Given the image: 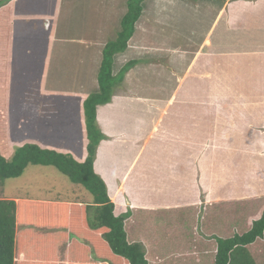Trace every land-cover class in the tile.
<instances>
[{"label": "crops", "instance_id": "crops-1", "mask_svg": "<svg viewBox=\"0 0 264 264\" xmlns=\"http://www.w3.org/2000/svg\"><path fill=\"white\" fill-rule=\"evenodd\" d=\"M66 1L60 0L59 7L61 9H63ZM123 1L68 0V2H72V5H67L64 12L65 19H70L66 23L69 30L65 32H70V23H73L77 14V4L89 3L92 13L93 10L95 11V15L104 13L108 19L101 17V20L103 21L105 19V22L99 21V23L97 21L100 25H91L88 27L89 30L86 33L84 30L81 35L85 36L88 32H91L90 35L92 38L85 36L87 40L85 38L80 39L79 37L65 36L61 30H64L66 26L60 25L59 29L55 31L56 37L53 40L54 45L52 44L51 54L52 56L58 55V71L64 67V74H67V76L73 74L72 77L69 76L63 80L68 82L72 80L89 81V89L82 90L80 88L81 92L79 95H81V99L79 98V102H76L79 107L82 106L84 99L89 94L99 89L98 74L96 76V70L100 66L102 56V51L99 50V47L104 46L106 42V40H100V38L109 34L106 28H104L103 23L107 26L108 21H110L109 25H112L111 19H114V16L112 18L110 15L114 13L115 9H120V4ZM125 1L128 4V0ZM219 1L222 2V5L219 7V12L215 20L216 22L218 21V27L222 19L234 20V25L240 28L239 38H241L245 34L242 27L248 26L250 28L251 26V18L253 17L250 14H253L254 6L251 3L241 0ZM11 4L13 20L15 7L13 0ZM125 5H122V13L120 9L121 17L128 10V6L125 9ZM94 6H96L95 9ZM145 6L146 2L143 1L142 13L144 14ZM141 16L137 22L143 18ZM256 27L258 30L259 28H264V22L260 26L256 25ZM140 35L144 38H140ZM147 35L148 27H142L141 29L139 26L136 27V31L129 42V47L126 51L118 53L114 57V66L117 63L116 57L121 58L123 55L125 57L128 52H130L131 56L129 61L132 59L145 60L137 65L141 67L139 70L141 71L140 75L133 70L135 67L132 68L131 70L133 71L130 70L127 73L123 84L115 91L112 101L105 105H98L97 107V121L107 138L102 140L97 148L94 169L107 184L111 200L120 206L131 205L136 208L170 210L193 204L201 206L223 200L237 201L242 198L252 197V195L243 196L241 192L243 189L251 187L248 185L252 183L250 180H246V175L253 177V173L258 172L260 167H257V159L254 161L255 166L252 173L251 171L249 173L247 171L249 163L244 162L241 166H238V164L241 162L243 156L239 149L243 138L245 139V147H249L250 150L245 154L246 160L250 161L252 158V144H255L254 147L256 148L258 145L257 132H264V119H262L264 115L261 118L262 112L260 113L255 106L259 102H253L257 96L252 95V90L246 91L250 93H239L240 97L244 96V94L247 97L249 96V99L244 101L249 106L246 107L243 105V108H230L219 105L221 100L220 94L218 93V96H215L212 92L211 95L209 94L210 75L212 73L202 70L207 65L210 69L212 68L211 71H217L218 65L221 64V57H224L225 54L235 53L234 59L250 57L247 53L253 52L255 47L253 49H247L242 42L231 44L226 41L225 37L222 41L213 39L214 36H212L213 38L207 37L201 46L199 55L203 54L202 56H204L207 53L210 56V61L203 57L204 61L196 57L192 61V64L181 73L173 69L167 71L169 74L165 82H168V86H163L160 83L162 78L159 71V67H164V64L161 62L162 57H169L171 55L170 57L176 63L181 58L175 54H170V52L163 55L164 47L162 48V44L157 40L151 42L155 39L154 37L149 38V40L147 39V41ZM109 37L110 40H113L111 35ZM215 41L217 42L215 43ZM144 42L148 43V45H145ZM262 45L263 47L259 45L258 48L263 49L264 44ZM57 46V51H55V47ZM73 46H77L79 51L74 50L73 52ZM140 48L142 51L144 50V52H141L142 56L139 53ZM69 49L73 53L69 52ZM262 56L264 55L254 57L253 59H262ZM240 63L241 60L239 61ZM254 73L256 76L255 80L258 78V73H262V79L264 78V69L262 67L254 71ZM154 79L158 81L153 83ZM218 80L219 82H216V79L215 81L213 80L215 84L212 85L215 89L219 88L223 90L220 84L224 86V82L222 79ZM244 80L249 81V75L244 77ZM78 86L80 87L81 85ZM200 88L202 89L199 90ZM162 89H167L168 94L162 96L160 94ZM205 89H207L206 95L212 97V99H216L218 105H195L197 104L195 99L203 100L204 94L202 92ZM204 103L205 101L203 100L202 104ZM250 104L255 105L250 106ZM261 109L264 112V107H261ZM250 110L252 113H250ZM244 111L246 114H243L245 113ZM53 112L57 114L56 108H45L44 103L39 102L37 108L29 114L31 117L28 122L34 131L30 137L32 140L30 143L57 151L64 149L62 153L72 154L71 145L73 143L71 138L75 134L70 133L72 136L70 134L65 135L67 131L62 132L57 128H53L52 117L50 115ZM242 114L245 116L242 117ZM71 117L72 119L69 122L72 127L75 118L72 115ZM247 118L252 128L250 125L248 128L247 123H244V119L247 120ZM258 118H260V122ZM78 121V126H81L80 119ZM48 128L53 129L50 130ZM84 129L86 130L85 127ZM53 130H57L58 133L55 134ZM79 138L80 136L78 137L77 135L76 138L73 137V141H77ZM227 140L230 143H227ZM261 140H264V136ZM204 142L207 147L214 148V145H216L220 149V153L222 150L225 152L224 156H218L216 158L215 166L213 167V164H211L212 170L209 171L210 161L204 162L193 158L195 149L201 143L203 145ZM24 144H21L19 147ZM159 153L165 155L159 157ZM229 161L233 162V167L230 166ZM211 179H214L217 189L210 186L212 183L210 182ZM194 180L198 183L195 184ZM242 180L244 181L242 182ZM246 182L249 184H246ZM200 187L203 189H200ZM79 193L82 194L83 191L80 190ZM126 194H128L127 197H125ZM193 195L198 196L195 198L192 197ZM226 195L230 197H225ZM8 199L19 201L23 198L8 197ZM202 199L203 201L201 202L200 200ZM26 200L56 203H86L84 201H74L64 198H28ZM143 200L145 203H141ZM48 235L53 236V240L56 239L55 243L59 244L62 236L59 235L55 238L53 232ZM75 255L87 257L80 246L75 251Z\"/></svg>", "mask_w": 264, "mask_h": 264}, {"label": "trees", "instance_id": "trees-1", "mask_svg": "<svg viewBox=\"0 0 264 264\" xmlns=\"http://www.w3.org/2000/svg\"><path fill=\"white\" fill-rule=\"evenodd\" d=\"M143 1L129 0L121 31L102 49L99 89L83 103L86 159L34 143L18 147L9 159L6 116H0V183L20 176L30 164L52 165L94 195L90 204L0 197V264H264V195L170 210L120 206L94 169L97 148L106 138L97 107L110 103L127 73L145 61L132 59L114 74V56L128 48ZM6 4L0 1V33L9 40L12 4ZM52 232L62 236L59 244L48 235ZM79 246L86 258L75 255Z\"/></svg>", "mask_w": 264, "mask_h": 264}, {"label": "rangeland", "instance_id": "rangeland-1", "mask_svg": "<svg viewBox=\"0 0 264 264\" xmlns=\"http://www.w3.org/2000/svg\"><path fill=\"white\" fill-rule=\"evenodd\" d=\"M0 1L4 4L12 2V0ZM144 1L146 2V15L142 13L143 18H141L139 22H136V27L139 26L140 29L142 27H148V35L146 40L154 37L155 39H153L151 42L154 40L159 41L162 44V48L164 47V51L162 53L163 55L170 52V54H175L181 58L178 63H176L175 60L173 61V58L170 57L171 55H169V57H162L161 62L164 64V67H159V71L162 78L160 83H162L163 86H168V82H165L167 81L166 79L169 74L167 71L173 69L174 71L181 73L185 70V68L192 64V61L196 57L201 58L203 61L205 58L206 60H209L210 56L207 53L204 54V56H202L203 54L199 55L201 46L207 37L213 38L212 36H214L213 39H218L219 41H222L225 37L226 41L230 42L231 44L242 42L245 44L247 49H253V47H255L253 52L247 53V55L250 57L234 59L235 53L225 54L224 57H221V64L218 65L217 71H211L212 68L210 69V67L207 65L202 71L212 73L210 75L209 94L211 95V92L215 96H218V93L220 94L221 100L219 105H224L225 107L230 108H243V105L247 107L249 105L244 103V101H247L249 96L247 97V95L244 94V96L240 97L239 93H245L246 91L252 90V95L254 94L257 96L253 102H259V104H250V106L255 105L260 113L262 112V118L264 115V112L261 109V107H264V78L262 79V73H258L260 77L258 75L257 77L261 79L256 78L255 80L256 76L254 71L260 69V67L264 69V56H262V59L253 58L264 55V48H258L259 45L263 47L262 44H264V28H259V32L256 27V25L260 26L261 23L264 22V0H241L251 3L254 6L253 14H250L253 17L251 18V26L250 28L248 26L242 27L245 31V34L241 38H239L240 28L234 25V20L222 19L218 27V21L216 22L215 20L219 12V7L222 5V2L219 0ZM13 2L15 5L13 16L14 24L13 34L11 39H9V42L0 33V104L2 105L0 108V116H6L7 138L4 154L10 159L16 153L18 147L21 144H27L32 141L30 137L34 131L28 122L30 121L29 118L31 117L29 114L37 108L39 102H42L44 103L45 108H56L57 114H55V112L50 114L52 117L51 121L53 122V128H57L62 132L67 131L65 135L70 133L73 135L75 134L74 136L70 134V136H72L71 141L73 143V145H71L72 154L70 155L74 156L79 161H83L87 157L86 145L88 144V134L87 129H84V127H87L85 114L83 113V104L81 107H79L76 102H79V98L81 99V95H79L81 89H89V81L72 80L71 82H68L63 80L66 77H72L73 74L68 76L67 74H64V67L58 71V55L52 56L51 47L52 44L54 45L53 40L54 37H56L55 31L59 29L60 25L66 26L64 30H61V32L67 37H79L82 39L87 36V38H92L90 35L91 32H88L85 36L81 34L84 30L86 33L89 30L88 27L91 25L96 24L97 26L100 23L99 21L105 22V19L102 21L101 17L107 19L108 17H106V14L104 13H98L95 15L94 10L92 13L89 3L77 4V14L73 23H70V32H65L69 30V27H67L66 23L69 22L70 19H65L64 12L67 5L71 6L72 2H68L67 0L63 9L59 7L60 0H13ZM122 5H125L126 9L128 4L125 0L121 2V13L123 12ZM95 7L96 6H94V9ZM120 9H115L114 13L110 15L112 18L114 16V19H111L112 25H109L110 21H108L107 26L105 23H103L104 28H106V31L109 33L107 36L100 38V40H106L104 45L111 41L109 37L110 35L112 39H115L118 33L121 31L122 17L120 14ZM139 37L144 38L142 35ZM137 42L139 43V41ZM146 42H144L145 45H148ZM216 42L217 41H215V43ZM103 47L104 46L99 47V50L102 51ZM57 48L58 46L55 47V51H57ZM72 50L74 52V50H78V47L73 46ZM68 51L73 53L70 49ZM141 52H144V50L142 51L140 48L139 53L142 56ZM122 57H116L117 63L113 67L114 74H117L124 64L129 61L131 58L130 52H128L125 57L124 55ZM240 60L241 63L239 64ZM98 69L96 70V76L99 71ZM140 69L141 67L137 66L133 70L140 75ZM248 75L249 81L244 80V77ZM215 79L216 82H219L218 79L223 80L224 86L220 84V87L223 88V90L219 89L218 87V89L214 88L213 85L215 84ZM157 81V79H154L153 83ZM78 85L81 86L79 87ZM201 89L202 88L199 90ZM72 90L75 91L72 92ZM206 92L207 89L202 92V94H204L203 100L205 103L202 104V99H195L197 101V104L195 105H218L217 100L207 96ZM143 93L145 92L143 91ZM160 94L165 96V94H168V90L162 89ZM250 113H252L251 110ZM243 114H246V112ZM243 114L242 117L245 116ZM71 115L75 118L72 127L69 122V120L72 119ZM78 119H80L81 126H78ZM262 119H264V117ZM258 121L260 122V118H258ZM244 123H247L249 128L250 124L248 118L247 120L244 119ZM250 127L252 128L251 125ZM53 128L48 129L52 130ZM53 131L55 134L58 133L57 130ZM257 133L258 149L254 147L255 144H252V158L250 161L246 160L245 154H247V152L250 150L249 147H245L244 138L241 141V147H239L241 150L239 151L241 154H243V156L238 166H241L244 162H247L249 163V168L247 171L248 173L250 171L252 173L255 166L254 161L257 159V167H260L257 173H253V177L246 175V180H250L252 184L248 185L251 187L243 189L241 192V195L243 196L264 195V140H261V138L264 136V132L259 131ZM77 135L78 137L80 136L79 140L73 141V137L76 138ZM226 142L230 143L228 140ZM204 143L203 145L201 143V145L195 149L193 158H195V160L204 162L210 161L208 169L209 171L212 170L211 164H213V167L215 166L214 163H216V158L218 156H224L225 152L222 150L221 154L220 149L216 145H214V148H210L207 147L206 143L204 145ZM58 151L64 152V149ZM167 152L169 153V151ZM161 155L164 156L165 154H158L159 157ZM228 159L230 160V158ZM230 162L231 161H229L230 166L233 167V162ZM243 181L244 180H242V182ZM210 182H212L210 186L217 189L214 179H211ZM194 183L196 184L198 182L194 180ZM246 184L249 183L246 182ZM200 189L203 188L200 187ZM80 190L83 191L82 194L79 193ZM76 193H78V196ZM127 195L128 194H126L125 197H127ZM197 196L198 195H193L192 197L197 198ZM0 197H20L23 199L64 198L74 201H84L86 203L94 202V195L83 185L73 183L69 177H67L55 166H45L41 164H30L20 176L8 178L1 182ZM225 197L230 196L226 195ZM200 201L202 202L203 199ZM141 203H145V201L143 200Z\"/></svg>", "mask_w": 264, "mask_h": 264}, {"label": "clouds", "instance_id": "clouds-1", "mask_svg": "<svg viewBox=\"0 0 264 264\" xmlns=\"http://www.w3.org/2000/svg\"><path fill=\"white\" fill-rule=\"evenodd\" d=\"M115 57V56H114Z\"/></svg>", "mask_w": 264, "mask_h": 264}]
</instances>
